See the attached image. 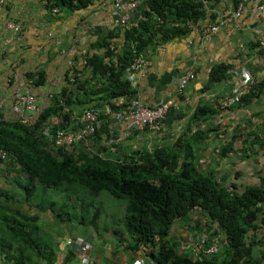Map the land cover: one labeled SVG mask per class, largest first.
<instances>
[{"label":"crops","instance_id":"crops-1","mask_svg":"<svg viewBox=\"0 0 264 264\" xmlns=\"http://www.w3.org/2000/svg\"><path fill=\"white\" fill-rule=\"evenodd\" d=\"M48 1L50 0H7L5 5L0 6V122L19 121L33 125L44 111L50 112L55 97L65 87L82 86L79 90L75 89L74 94L78 97L73 99L72 104L65 106L61 102V109L52 112L38 127L37 137L46 141L47 149L55 156H58L56 150L64 149L53 145L51 140L55 133L63 129L70 132L80 130L85 125V112L97 104L99 106L96 109L101 113L99 127L86 142L65 149L74 152L73 158L78 160L83 153L102 160L123 162L139 154L170 152L182 138V141L189 140L193 145L195 143L192 151L200 173L214 172L217 182L227 188L234 184L240 191L247 187L264 190V154L258 151L256 145L252 147V138L248 137V133H258L264 126V92L248 107L236 104L231 108H222V103L246 83V75L260 78L264 74V19L260 17L258 9L260 5H264V0H243L240 3L242 13L237 19L226 21L214 36L203 39L202 29L233 11L230 0H221L210 12L217 14L216 21L207 17L191 26L190 34L185 37L175 38L164 45L148 46L140 55L145 64L143 74L134 81L128 80V69L126 70L125 78L132 84L135 94L132 97L114 99L112 104L125 107L137 101L148 107H155L168 100L178 103L180 109L164 118L160 132L127 129L125 122H119L112 115L106 114V110L111 108L102 102V95L95 98L88 96L105 79L98 75L93 77L91 68L84 66L85 60L93 54H103L104 51L98 48L99 44L111 32L118 35V51L122 42L123 26L118 22L119 13L113 9L114 0H95L87 8L74 12H61L57 9L50 12L46 9ZM141 10L140 6L127 26L136 24ZM10 23L16 28H11ZM256 41H260L262 47L249 49V44ZM117 50L111 57L115 62ZM104 60L107 61L106 58ZM221 64L231 66L227 79L209 85L211 69ZM74 70L79 72L80 83L74 82ZM188 71L194 72V78L180 93V79ZM39 72L44 73L45 77L44 82L37 85L34 80H38L36 76ZM28 74L34 76L29 80L26 77ZM67 78L71 86L67 85ZM16 90L30 93L34 97L37 108L35 112L13 111L12 96ZM202 106L217 109L216 115L194 121V112ZM262 139L264 140V135ZM228 142L231 143L232 151H227L224 157L219 158V150ZM179 153L183 159V151L179 150ZM11 162L13 164L0 169V187L10 197H14L10 203L19 202L21 207L24 196L19 199L17 190L23 191L22 187L27 186L28 173L17 166V162ZM15 180L19 181V185ZM36 185V190L40 189L41 186ZM50 191L65 199L59 208L54 201H48L44 205L32 200L34 197L30 200V208L23 205L33 217L34 237L48 241L53 249L49 253H53L54 264H66L67 261L68 264H83L76 249L67 244L71 239H64L59 234L60 230L62 228L69 232L71 229L78 230L87 226L96 229L101 221V212L96 208L89 221L82 218L70 222V215L62 209L67 206L66 200L69 197L78 199L80 195H84L86 199L93 200L106 192L91 194L80 184L71 185L68 191ZM89 206L90 204H85L86 208ZM259 208L264 214V203ZM261 219L262 217L258 218L256 228L250 229L245 236L256 259L264 253V225ZM210 224L200 209L195 208L188 217L177 219L171 225L167 241L176 245L179 254L197 258L202 254L199 252L198 237L206 236L208 243L216 238L218 254L223 236L218 232L208 238L206 229H217L215 224ZM81 232L85 234L84 230ZM41 233L45 236L42 237ZM109 234L113 236L112 242L97 234L72 236L87 240L91 245V251L83 258L86 264H102L104 259L113 264H133L140 259L144 264H157L150 256L157 257V246H140L135 249L128 233V236H122L117 231ZM0 250L4 249L0 246ZM32 258L30 264H42L40 259ZM0 264L13 263L0 251Z\"/></svg>","mask_w":264,"mask_h":264},{"label":"trees","instance_id":"trees-1","mask_svg":"<svg viewBox=\"0 0 264 264\" xmlns=\"http://www.w3.org/2000/svg\"><path fill=\"white\" fill-rule=\"evenodd\" d=\"M94 1L50 0L46 9L50 12L55 9L74 12L87 8ZM220 1L144 0L141 4V16L136 24L122 27L119 51L116 47L119 43L116 39L118 35L111 32L99 44L98 48L104 51L103 54H93L85 60L84 66L91 68L93 77L98 75L105 79L88 96L95 98L102 95V102L107 103L112 110H118L122 105L112 104V100L135 94L132 84L125 78V72L133 60L142 55L148 46L164 45L175 38L189 35L191 26L207 17L216 21L217 14L210 12ZM230 1L233 10L243 2ZM260 47V41L249 44V49ZM116 50L115 62L111 57ZM230 69V65L224 64L213 67L209 85L227 79ZM78 74V71H73L74 82L80 83ZM33 76L34 74H28L26 77L29 79ZM36 77L38 80L34 81L39 85L44 82L45 74L39 72ZM256 79L257 84L240 99L237 106L248 107L264 92V74ZM70 84L67 78V85ZM81 88L82 86L65 87L55 97L50 112L44 111L33 125L19 121L0 122V149L9 152L13 162H17V166L28 173L27 186L22 187L24 198L20 203L21 207L19 202L10 203L14 197H10L0 187V246L4 249L0 251L8 261L13 264H30V259L34 257L35 260L40 259L42 264H54L53 253H49L53 249L48 241L34 237L33 217L23 205L31 207L30 200L34 197L36 184L60 191H68L71 185L80 184L91 194L106 192L116 199L126 200L125 225L134 248L157 246V257L150 255L157 264H264V253L260 258H254L245 238L250 229L256 228L259 217H262L264 225V214L259 208L264 203V190L247 187L240 191L233 184L230 186L231 192H228L227 187L217 182L214 172L200 173L192 151L195 143L193 145L189 140L182 141L180 138L170 152L139 154L123 162L102 160L83 153L77 160L73 158V151L59 149L56 150L58 156H55L48 150L46 141L37 137L38 127L52 112L60 110L62 105L72 104L73 99L78 97L74 94L75 89ZM98 106L95 104L93 108ZM216 113L217 109L202 106L197 108L192 119L201 121ZM263 135L264 126L258 133H248V137L252 138V147L256 145L258 151L264 154ZM179 150L184 153L183 159ZM227 151H232L230 142L221 147L219 158L224 157ZM14 182L19 185V181ZM195 208H199L202 215L217 226V229H206L207 237L209 235L208 238H211L218 232L223 236L218 254L201 255L196 260L188 254H179L176 245L167 241L171 225L177 219L188 217ZM12 248L15 250H8ZM73 254L71 251V255ZM68 263L69 261L66 262Z\"/></svg>","mask_w":264,"mask_h":264},{"label":"built area","instance_id":"built-area-1","mask_svg":"<svg viewBox=\"0 0 264 264\" xmlns=\"http://www.w3.org/2000/svg\"><path fill=\"white\" fill-rule=\"evenodd\" d=\"M144 0H114L113 9L119 13L118 22L120 26H127L132 15L140 8ZM7 0H0V6L5 5ZM259 15L264 19V5H260ZM242 13V5L240 4L235 10L230 12L228 15L223 16L220 20L214 24L207 26L202 29L201 37L203 39H210L214 36L221 25L230 19H237ZM11 28H16L14 24L10 23ZM144 63L141 56L136 57L130 67L128 68V80L134 81L136 77L143 74ZM194 78V72H186L180 79V93L183 92L189 81ZM245 84L240 90L234 93L232 96L227 98L222 103V108H231L238 104L240 99L252 88L254 84H257L258 80L252 76L246 75ZM13 111L15 113L21 112H35L36 103L34 97L30 93L16 90L13 94ZM180 109L177 102L168 100L162 102L155 107H148L137 101H133L125 107L119 108L118 110H106V114L112 115L119 122H125L127 129L132 130H144L148 129L153 132H160L162 127V121L171 112H177ZM85 125L77 132H70L67 130H58L52 138V143L57 148L70 149L73 146L86 142L91 136L95 134L99 127V119L101 113L99 110L91 108L84 114ZM8 159V154L0 150V166H2ZM228 192H231V188H227ZM69 246H73L76 249V253L82 259L81 263L86 264L83 259L85 255L91 251V245L87 240L84 239H71L67 242ZM199 251L205 256L216 255L218 252V240L212 238L210 243L206 236L202 235L198 237ZM133 264H144L140 259L135 261Z\"/></svg>","mask_w":264,"mask_h":264},{"label":"rangeland","instance_id":"rangeland-1","mask_svg":"<svg viewBox=\"0 0 264 264\" xmlns=\"http://www.w3.org/2000/svg\"><path fill=\"white\" fill-rule=\"evenodd\" d=\"M43 187H40V189L36 190L35 196L32 200L41 202L42 204H47L48 201H54L57 206L60 207V204H64L65 199L58 194H56L54 191H50V189H42ZM19 199L23 198L24 192L19 191ZM61 195L65 196L66 194L61 193ZM79 196V195H78ZM104 196V197H102ZM101 197L96 199H90L85 198L84 195H80L78 199L76 197H69L66 200V207H63V211H66L70 217V222L79 221L82 218H84L86 221H89L95 211V209H99L101 212L100 218L101 221L97 224L96 229L93 227H85V228H78V230L71 229L69 232L65 230H60V235L66 239L69 237V239H73L74 235L82 234L86 235L88 233L95 235L97 234L102 239L112 242L113 236H111L109 233L111 231H117L118 233L122 234V236H128L126 232V226L124 224V218L126 215V207L127 202L126 200L122 199H116L111 196H109L107 193H103ZM59 198V199H58ZM34 204V202H31ZM85 204H90L88 208L85 207ZM47 226V225H45ZM44 228V227H42ZM81 230H84L83 234ZM42 237L45 235L41 233ZM92 242V240H91ZM76 264V263H75ZM102 264H113L107 260H103Z\"/></svg>","mask_w":264,"mask_h":264},{"label":"clouds","instance_id":"clouds-1","mask_svg":"<svg viewBox=\"0 0 264 264\" xmlns=\"http://www.w3.org/2000/svg\"><path fill=\"white\" fill-rule=\"evenodd\" d=\"M1 151H4V152H6L7 154H8V159L6 160V162L2 165V166H0V169H4L7 165H10V164H12L11 162H9L10 160H12V158H11V156H10V154H9V152H7V151H5V150H3V149H0ZM73 239H77V238H73ZM79 239V238H78ZM182 251H186V250H182ZM199 252H201V251H199ZM200 255H204V254H199V256ZM197 257V258H193L192 256H191V258L192 259H194V260H196V259H200L201 258V256L200 257ZM205 256V255H204ZM142 260V259H141ZM143 261V260H142ZM144 262V261H143Z\"/></svg>","mask_w":264,"mask_h":264}]
</instances>
